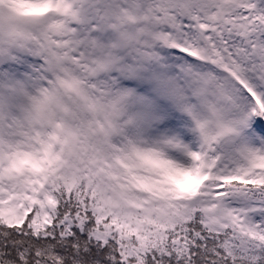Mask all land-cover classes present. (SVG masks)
<instances>
[{
    "label": "snow or ice",
    "instance_id": "6c2138e0",
    "mask_svg": "<svg viewBox=\"0 0 264 264\" xmlns=\"http://www.w3.org/2000/svg\"><path fill=\"white\" fill-rule=\"evenodd\" d=\"M0 264H264V0H0Z\"/></svg>",
    "mask_w": 264,
    "mask_h": 264
}]
</instances>
